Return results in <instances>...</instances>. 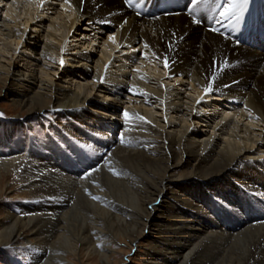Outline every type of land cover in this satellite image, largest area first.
I'll list each match as a JSON object with an SVG mask.
<instances>
[{"label": "bare ground", "instance_id": "obj_1", "mask_svg": "<svg viewBox=\"0 0 264 264\" xmlns=\"http://www.w3.org/2000/svg\"><path fill=\"white\" fill-rule=\"evenodd\" d=\"M225 3L0 0L11 105L62 114L45 140L0 120V184L26 162L25 192L69 197L0 200V247H27L1 262L109 264L118 242L145 238L147 264H264V0L221 17ZM56 141L86 153L85 178L55 160Z\"/></svg>", "mask_w": 264, "mask_h": 264}, {"label": "rangeland", "instance_id": "obj_2", "mask_svg": "<svg viewBox=\"0 0 264 264\" xmlns=\"http://www.w3.org/2000/svg\"><path fill=\"white\" fill-rule=\"evenodd\" d=\"M96 36L98 38H101L100 33L97 34ZM80 39L81 38H78V40H80ZM76 43L77 42H73L72 45L76 46L77 45ZM92 47L94 49H96V50L92 49V51L94 53L97 52L98 42L97 43L94 42ZM89 51H90V49L86 50V52H89ZM14 63H15V61H14ZM10 89L14 90L16 88H15V86H11L9 84L5 85V84H3V82L0 81V120H2L4 123L18 122L19 124H21V128L19 127L18 130H16V133H15L16 136L23 137L24 136V135H22L23 131H21V130H23V128L26 127V129L29 131V133L32 135V137H35L36 139H39V140H45V136H47V134H49L50 131L54 132L55 131L54 128L57 127L60 123V121L57 120L56 116L58 114L59 115H62V114L57 113L56 109H54L53 111H50L49 109H47V110H44L43 112L39 113L38 115H37V113H35L32 116L27 115L25 113V110L18 109L17 107L11 105V103H10V99H11ZM216 112H219V110H217ZM24 132H25V128H24ZM56 144H57V146H58V144H60L58 147L59 148L61 147L60 149L63 152H65V149H67L66 146L64 145L63 141L57 142ZM89 145L91 147V144H89ZM107 151H108L107 149H104L102 152L103 155H105L107 153ZM44 152L46 154H49L48 151H44ZM69 152H67V153L65 152L66 154L65 153L60 154L58 152L59 154L57 155V158L55 160L60 162L62 160H60L61 157H59V155L60 156L64 155L63 156L64 158L69 155L70 158L67 157L66 159L70 161V165H72V166L74 165L77 167V169L74 170L75 173H77V174L80 173L84 176L83 177L81 175L79 179L81 180V179L85 178V176H86V174L84 173L85 169L88 168L89 165H91V163L89 162V159L87 158V156H85L86 153L81 152L80 149L73 151V153L71 151H69ZM71 154H72V156H71ZM14 164L15 165H13V167L9 169L7 174L5 172L2 174L5 176L2 178L3 180L0 184V188L3 190V194L1 195L0 200L1 201L3 200L2 203L5 204L4 205L5 208L2 209L3 211L8 210V209L16 210L18 207H20L22 205H30V204H34V207L38 208L40 206V203H47L48 201H50V202L54 201L55 202V200H57V203H59V202L63 203L65 200H67L69 198L68 196H66L67 194H65V192L62 193L63 196L57 197L58 199L56 197H51L49 192L47 191L48 189H46L45 191L40 190V192L37 193L35 197L30 196L28 192H25L26 187L29 184L27 182H23L24 178H22L21 173H23V170H25V169H27V170L30 169L29 171H31L32 169L30 168V166L29 167L27 166L26 162H23L22 165H20L18 162H15ZM98 165H100V163ZM16 166H18V168ZM96 167H98V166H96ZM33 173L35 174L37 172L35 171ZM35 175L37 177H33L32 182H37L38 179L43 176V175L40 176L41 173L39 175L38 174H35ZM41 180L42 179H39V181H41ZM55 189H58V188H55ZM41 191L43 192V194L41 193ZM64 196L67 199H63ZM36 202H37L38 206H36L37 205ZM154 215H157L156 212H154ZM1 218H2V216L0 215V223L2 222ZM154 229L155 228H153V227L150 228L148 233L154 234L155 233ZM148 233H147V231L144 232L142 237L143 236L147 237ZM126 243L127 244L118 242L116 245L118 248H114V249L110 250V252L112 254H115V255H116V253H118V254L115 256V258L113 255V258L109 259V262H108L109 264H147L148 263V259H147V257H145V253H147L149 251V248L147 246V243L145 242V238L137 240L136 243H130L128 240H126ZM13 244L14 243H6L0 247V257L1 258L4 256L5 258H8L10 260H18L20 257V254L27 250V247L22 246L20 243H15L14 245ZM0 264H5V263L0 261ZM66 264H106V263H104V261L97 259V258H89V259L84 258L83 254H82L80 256L76 255L74 258L68 257V261H66Z\"/></svg>", "mask_w": 264, "mask_h": 264}, {"label": "snow or ice", "instance_id": "obj_3", "mask_svg": "<svg viewBox=\"0 0 264 264\" xmlns=\"http://www.w3.org/2000/svg\"><path fill=\"white\" fill-rule=\"evenodd\" d=\"M207 3L208 0H191V3L196 4V3ZM248 0H226L225 5L223 6V10L220 12L221 17H228L230 14L234 13V10L238 7V4L241 8L246 7ZM81 3H83V0H81ZM217 7H220L219 4L216 5ZM195 22V21H194ZM213 31H216V29H212ZM111 39V37H110ZM61 64H63V61H61ZM165 67H168L167 60L165 59ZM211 90V84H209L208 88L205 89V92L207 93L208 91ZM124 117L127 120L128 119V113H124ZM140 119H143L140 117ZM123 142V141H122ZM88 175H91L89 173ZM93 199H98L97 197H93Z\"/></svg>", "mask_w": 264, "mask_h": 264}]
</instances>
